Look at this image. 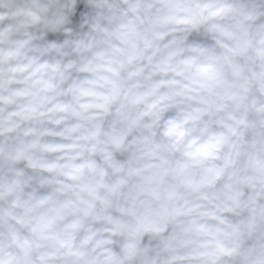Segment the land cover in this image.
<instances>
[{
  "label": "clouds",
  "instance_id": "1",
  "mask_svg": "<svg viewBox=\"0 0 264 264\" xmlns=\"http://www.w3.org/2000/svg\"><path fill=\"white\" fill-rule=\"evenodd\" d=\"M0 264H264V0H0Z\"/></svg>",
  "mask_w": 264,
  "mask_h": 264
}]
</instances>
